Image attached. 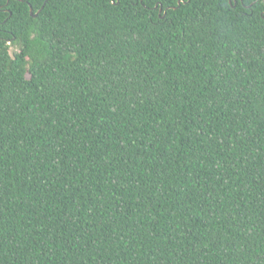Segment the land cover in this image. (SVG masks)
Listing matches in <instances>:
<instances>
[{"label": "trees", "instance_id": "1", "mask_svg": "<svg viewBox=\"0 0 264 264\" xmlns=\"http://www.w3.org/2000/svg\"><path fill=\"white\" fill-rule=\"evenodd\" d=\"M0 264H264V0H0Z\"/></svg>", "mask_w": 264, "mask_h": 264}, {"label": "water", "instance_id": "2", "mask_svg": "<svg viewBox=\"0 0 264 264\" xmlns=\"http://www.w3.org/2000/svg\"><path fill=\"white\" fill-rule=\"evenodd\" d=\"M181 3V1H179L178 2V5ZM229 3H231V0H229ZM234 3H236V0H234ZM160 12H161V9H160ZM30 13H31V15H33L32 14V8L30 7ZM33 16H35V15H33Z\"/></svg>", "mask_w": 264, "mask_h": 264}]
</instances>
